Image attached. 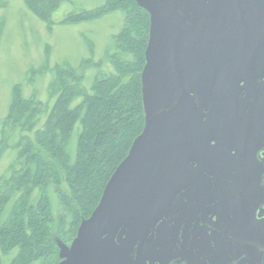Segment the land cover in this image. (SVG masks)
I'll return each mask as SVG.
<instances>
[{
  "label": "flooded vegetation",
  "instance_id": "af4514ba",
  "mask_svg": "<svg viewBox=\"0 0 264 264\" xmlns=\"http://www.w3.org/2000/svg\"><path fill=\"white\" fill-rule=\"evenodd\" d=\"M149 5L185 39L191 64L185 94H167L155 114L185 97L194 126L177 145L181 173L125 264H264V0Z\"/></svg>",
  "mask_w": 264,
  "mask_h": 264
},
{
  "label": "trees",
  "instance_id": "16d2710c",
  "mask_svg": "<svg viewBox=\"0 0 264 264\" xmlns=\"http://www.w3.org/2000/svg\"><path fill=\"white\" fill-rule=\"evenodd\" d=\"M62 1L25 3L35 16L51 25V14ZM115 10L124 15L121 28L113 36L118 51L110 55L113 72L94 79L87 90L82 86L81 68L56 65L48 87L55 100L41 127L36 128L45 111L44 103L35 93L25 97L19 83L12 86L8 111L1 122L0 154L8 147L7 131L32 133V138L21 135L15 164H11L9 175L0 177V251L17 249L10 264H57L62 259L58 249L62 244L52 237L48 186L53 185L71 215L63 239L71 241L81 221L97 207L108 180L147 121L140 80L149 27L144 9L135 0H105L95 9L68 14L62 22L91 21ZM88 43L92 52V43ZM89 59L82 63L93 65ZM29 72L36 74L33 69ZM76 125L79 131L72 161L67 144ZM15 165H20L19 169ZM35 188L40 194L32 203ZM10 202L8 217H3Z\"/></svg>",
  "mask_w": 264,
  "mask_h": 264
},
{
  "label": "water",
  "instance_id": "95a60500",
  "mask_svg": "<svg viewBox=\"0 0 264 264\" xmlns=\"http://www.w3.org/2000/svg\"><path fill=\"white\" fill-rule=\"evenodd\" d=\"M135 1L150 13L142 92L146 115L152 117L111 175L97 207L81 221L70 246L60 247L57 264H125L131 239L181 173L177 145L194 126L193 103L183 97L174 107L155 112L167 94H185L189 46L160 19L150 0ZM154 240L151 233L146 245Z\"/></svg>",
  "mask_w": 264,
  "mask_h": 264
},
{
  "label": "rangeland",
  "instance_id": "374dc122",
  "mask_svg": "<svg viewBox=\"0 0 264 264\" xmlns=\"http://www.w3.org/2000/svg\"><path fill=\"white\" fill-rule=\"evenodd\" d=\"M104 1L64 0L51 14L52 24L48 25L30 11L25 0H0V137L1 122L8 111L11 89L15 83L22 86L25 97L35 93L44 103L45 111L40 115L36 126L39 128L55 100L54 95L50 96L48 87L54 79L52 69L56 65L81 68L84 76L82 86L87 90L94 79L113 72L110 55L118 52L113 36L121 28L124 15L122 11L108 12L91 21L74 24L62 22L68 14L95 9ZM87 40L92 43V52L88 49ZM87 58H90L93 65L86 66L82 63ZM31 69L36 74L31 75ZM78 131L79 125H76L67 144V152L72 161L75 157ZM24 133L32 138V133L7 131L8 147L0 154V177L10 174V166L15 164L17 155L16 144ZM19 167L20 165H15V169ZM61 187L67 191L64 182ZM47 192L53 213L52 237L60 245L70 246L76 235L71 241L63 239L69 228L71 215L60 202L53 185L48 186ZM39 194L40 190L35 188L31 196L32 203L37 201ZM11 206L12 202L7 205L3 217H8ZM16 253L17 249L6 253L0 251L2 264H10ZM34 264H40V261Z\"/></svg>",
  "mask_w": 264,
  "mask_h": 264
}]
</instances>
